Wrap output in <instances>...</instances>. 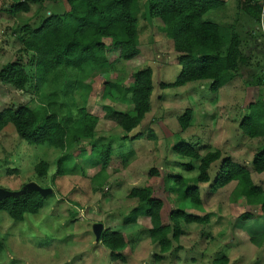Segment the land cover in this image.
Listing matches in <instances>:
<instances>
[{
  "label": "rangeland",
  "instance_id": "obj_1",
  "mask_svg": "<svg viewBox=\"0 0 264 264\" xmlns=\"http://www.w3.org/2000/svg\"><path fill=\"white\" fill-rule=\"evenodd\" d=\"M221 1V7L207 12L202 19L218 24L225 41L232 34L237 37L244 63L238 67V77L215 93L210 92L207 81L160 89V84L171 83L178 75L175 59L179 54L163 37L160 23L147 18L144 0L139 2L137 57L128 63L116 62L115 52L110 50L107 70L93 71L82 81L81 89L72 91L71 98L69 93L65 97V90L73 83L68 72H59L57 83L40 86L36 94L31 84L23 91L0 84V111L43 105L57 111L58 117L73 118L76 116L75 109L70 107L73 101L75 107H83L97 118L92 138L80 140L64 151L47 145H28L17 138L11 125L0 131V197L28 189H36L43 196L39 212L24 215L21 222H14L0 212V264H264V215H260L258 206L245 203L233 182L204 201L201 208L183 209L197 216L209 214L208 222L180 223L177 241L171 242L170 250L160 255L159 261L151 260L158 253L156 245L148 239L132 250L128 247L121 250L123 262L110 258L99 242L104 228L121 232L125 240L150 228L145 218L138 219L135 226L114 224L113 217H124L137 205L126 198L131 188L149 186L152 197L161 200V220L168 224V214L180 206L177 202L180 190L170 177L192 178L198 165V161L173 154L172 145L180 141L187 143L198 150L200 157L218 150L221 158L227 157L247 169L254 153L264 149V138L246 139L238 129L240 120L247 114L248 103L256 99L264 103L261 30V26L264 30V0ZM9 5L8 0H0V68L17 61L30 71L28 56L18 52L20 27L28 24L36 28L50 14L65 12L67 6L64 0H37L30 4L27 13L11 14ZM257 6L260 11L256 20L245 8L256 10ZM144 67L151 70L150 111L135 129L125 134L104 119L102 107L119 111L130 107L101 99L102 84L110 82L128 87L133 72ZM82 94H85L83 104ZM188 109L191 120L181 131L177 119ZM137 134L136 139H131ZM105 145L110 147V158L102 170L96 153ZM63 154L70 155L64 168L72 173L55 178V161ZM39 161L47 165L43 177L33 171ZM186 164L193 167L189 173L184 170ZM216 168L217 163L209 169V182ZM251 180L264 194V172H252ZM207 187L201 189L202 195ZM244 213L252 218L246 222L237 219ZM250 238L254 240L249 241ZM223 259L225 262L219 263Z\"/></svg>",
  "mask_w": 264,
  "mask_h": 264
},
{
  "label": "trees",
  "instance_id": "obj_2",
  "mask_svg": "<svg viewBox=\"0 0 264 264\" xmlns=\"http://www.w3.org/2000/svg\"><path fill=\"white\" fill-rule=\"evenodd\" d=\"M67 10L60 15L50 14L36 28L28 24L20 27L18 42L19 54L28 56L30 71L17 61L6 63L0 68V84L8 85L23 91L31 84L36 94L42 85L55 84L59 80V72H68L73 83L65 90V97L71 98L72 91L83 87L82 81L95 71L104 72L110 66L108 52L114 50L115 61L128 63L139 54L137 23L139 2L141 0H64ZM147 6L146 15L161 25L163 37L171 42L172 49L179 56L175 63L179 73L173 82L160 84V89L176 88L191 82H209L208 89L215 93L227 85L238 74V67L244 63L239 50V40L230 35L227 41L218 24L203 20L207 12L222 6L221 0H144ZM9 13H27L30 4L37 0H8ZM260 7H250L245 12L256 20ZM145 15L143 14L142 17ZM108 41L105 44L104 41ZM87 90V88H85ZM152 92L151 70L149 67L139 69L132 74V83L128 87H120L115 83L102 84L101 99H105L124 107L125 110H114L103 106L104 119L111 121L125 134L130 133L141 122L143 116L150 111V95ZM82 94V104L83 97ZM61 107V106H60ZM70 107L75 109L73 118L57 116V111L48 110V106L28 108H6L0 111V131L11 125L18 139L31 146L47 145L64 151L80 140L91 139L97 123L96 116L85 112L83 107L77 108L73 101ZM61 109V108H60ZM59 109V110H60ZM247 114L239 122L238 129L242 137L253 139L264 138V103L255 100L248 103ZM191 111L185 110L177 119L181 131L190 123ZM139 134L131 139H136ZM98 149V148H97ZM170 151L191 161H198L196 173L192 178L180 175L172 176L180 190L177 197L180 206L168 214V224H163L160 216L161 200L152 197L151 188H131L126 198L136 201L137 205L124 217H113L114 224L121 227L135 226L138 219H148L150 228L135 232L131 239L125 240L119 231L104 228L99 236L100 244L108 251L112 259L124 261L119 254L128 247L132 250L136 244L148 239L157 247V255L152 261H159L162 254L171 248L179 236V224H207L209 214L197 216L186 213L184 208H201L220 189L230 182L235 183L237 194L247 205L259 207L260 215H264V194L259 186H255L248 171L225 157L221 158L218 150L208 151L200 157L198 150L187 143L178 142L170 147ZM101 169L104 170L110 158L109 145L97 150ZM70 159L63 154L55 161L54 177L71 174L64 168ZM217 163L216 173L209 182L208 171ZM250 169L255 174L264 171V149L254 153ZM186 172H191L190 164L184 165ZM34 173L43 177L47 173L46 163L39 161L34 165ZM155 173L154 170H151ZM208 186L205 193L201 189ZM43 207V196L36 189H28L16 195L0 197V212H4L12 221L21 222L24 215H35ZM111 217V216H110ZM250 214H242L237 219L242 222L251 219ZM250 238L249 241H253ZM2 244L0 241V253ZM225 260H219L224 263Z\"/></svg>",
  "mask_w": 264,
  "mask_h": 264
},
{
  "label": "crops",
  "instance_id": "obj_3",
  "mask_svg": "<svg viewBox=\"0 0 264 264\" xmlns=\"http://www.w3.org/2000/svg\"><path fill=\"white\" fill-rule=\"evenodd\" d=\"M237 77H238V74H237ZM264 98V97H263ZM257 100V99H256ZM258 101V100H257ZM257 138H261V137H257ZM256 139V138H255ZM235 163V162H234ZM236 164H238V163H236ZM239 166H241V167H243L242 165H240V164H238ZM244 168V167H243ZM247 171H248V173H249V175H250V179H251V171H250V168L249 169H247V168H245ZM264 172V171H263ZM262 172V173H263ZM261 174V173H260ZM252 181V180H251ZM253 183V182H252ZM260 187V186H259ZM261 188V187H260ZM262 189V188H261ZM262 191H263V189H262Z\"/></svg>",
  "mask_w": 264,
  "mask_h": 264
},
{
  "label": "built area",
  "instance_id": "obj_4",
  "mask_svg": "<svg viewBox=\"0 0 264 264\" xmlns=\"http://www.w3.org/2000/svg\"><path fill=\"white\" fill-rule=\"evenodd\" d=\"M261 30H262V34H263V39H264V30H263V27L261 26Z\"/></svg>",
  "mask_w": 264,
  "mask_h": 264
}]
</instances>
